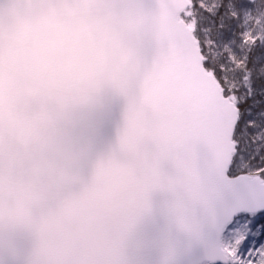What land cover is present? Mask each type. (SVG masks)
Segmentation results:
<instances>
[{
	"label": "snow or ice",
	"instance_id": "6c2138e0",
	"mask_svg": "<svg viewBox=\"0 0 264 264\" xmlns=\"http://www.w3.org/2000/svg\"><path fill=\"white\" fill-rule=\"evenodd\" d=\"M0 264H264V0H0Z\"/></svg>",
	"mask_w": 264,
	"mask_h": 264
}]
</instances>
